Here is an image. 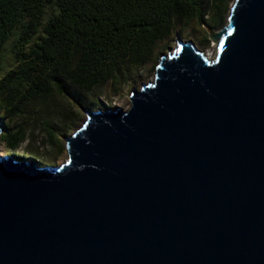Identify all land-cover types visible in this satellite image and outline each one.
I'll use <instances>...</instances> for the list:
<instances>
[{
	"label": "water",
	"instance_id": "95a60500",
	"mask_svg": "<svg viewBox=\"0 0 264 264\" xmlns=\"http://www.w3.org/2000/svg\"><path fill=\"white\" fill-rule=\"evenodd\" d=\"M209 37L83 109L65 162L0 154V264H264V0Z\"/></svg>",
	"mask_w": 264,
	"mask_h": 264
},
{
	"label": "trees",
	"instance_id": "16d2710c",
	"mask_svg": "<svg viewBox=\"0 0 264 264\" xmlns=\"http://www.w3.org/2000/svg\"><path fill=\"white\" fill-rule=\"evenodd\" d=\"M225 1L0 0V55L16 36L15 65L0 78V118L7 119L0 142L15 152L28 132L10 123L56 94L90 109L95 102L88 96L116 82L126 65L148 63L156 44L178 27L211 26L222 17ZM47 2H53L56 13L44 22ZM39 32L42 37L33 42ZM48 127L44 122V142L57 146Z\"/></svg>",
	"mask_w": 264,
	"mask_h": 264
},
{
	"label": "rangeland",
	"instance_id": "374dc122",
	"mask_svg": "<svg viewBox=\"0 0 264 264\" xmlns=\"http://www.w3.org/2000/svg\"><path fill=\"white\" fill-rule=\"evenodd\" d=\"M234 0H226L223 7L222 17L217 22L209 25H198L192 23L188 27H178L172 33L161 39L155 46L153 58L142 66L128 64L124 68L125 74L119 76L116 82L107 83L101 89L94 91L89 95L87 101H94L95 105L90 110H107L115 107L128 109L130 107V92L133 89H139L143 83L153 80L156 66L162 54H168L177 49V41L192 42L197 49L214 59L218 51V41L209 37L211 33H219L227 23L229 9ZM56 13L53 2H47L44 14V22ZM211 21V19H208ZM211 28V31L207 29ZM42 37L39 32L33 39L38 42ZM208 41H207V40ZM16 36H12L4 45L0 55V78L15 65L14 46ZM70 120H67L70 116ZM6 124L7 119L1 118ZM86 120V115L82 108L70 101L68 98L55 95V98L48 103H39L32 105L27 110L24 119L15 118L11 123V127L16 128L22 125L27 129V137L20 147L14 152L5 147L0 142L1 155H15L23 158H33L40 162L42 166H53L65 162L68 158L66 150V138L70 137L76 129L81 127ZM44 122L48 123V129L54 133L57 146L46 144L45 138L47 133L42 131ZM5 132V131H4ZM4 132L2 134H4Z\"/></svg>",
	"mask_w": 264,
	"mask_h": 264
},
{
	"label": "snow or ice",
	"instance_id": "6c2138e0",
	"mask_svg": "<svg viewBox=\"0 0 264 264\" xmlns=\"http://www.w3.org/2000/svg\"><path fill=\"white\" fill-rule=\"evenodd\" d=\"M221 47H223V45L221 44Z\"/></svg>",
	"mask_w": 264,
	"mask_h": 264
},
{
	"label": "bare ground",
	"instance_id": "6f19581e",
	"mask_svg": "<svg viewBox=\"0 0 264 264\" xmlns=\"http://www.w3.org/2000/svg\"><path fill=\"white\" fill-rule=\"evenodd\" d=\"M208 57H210V55Z\"/></svg>",
	"mask_w": 264,
	"mask_h": 264
}]
</instances>
